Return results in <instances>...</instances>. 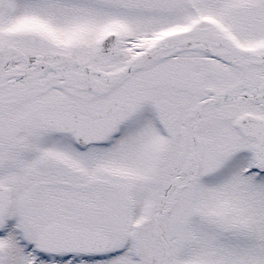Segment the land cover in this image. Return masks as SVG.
I'll return each instance as SVG.
<instances>
[{
    "label": "snow or ice",
    "instance_id": "1",
    "mask_svg": "<svg viewBox=\"0 0 264 264\" xmlns=\"http://www.w3.org/2000/svg\"><path fill=\"white\" fill-rule=\"evenodd\" d=\"M0 264H264V0H0Z\"/></svg>",
    "mask_w": 264,
    "mask_h": 264
}]
</instances>
